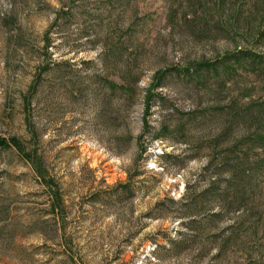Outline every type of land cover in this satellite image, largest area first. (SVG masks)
Listing matches in <instances>:
<instances>
[{"label": "rangeland", "instance_id": "374dc122", "mask_svg": "<svg viewBox=\"0 0 264 264\" xmlns=\"http://www.w3.org/2000/svg\"><path fill=\"white\" fill-rule=\"evenodd\" d=\"M180 1L135 0L125 13L80 0L62 15L67 0H0V139L38 151L65 206L55 232L45 189L0 149V264H264V83L248 69L224 84L200 72L235 48L185 38L169 23ZM117 56L136 60L127 101L102 85H123ZM234 120L241 132L228 131ZM231 161L239 212L203 227L216 211L201 194Z\"/></svg>", "mask_w": 264, "mask_h": 264}, {"label": "trees", "instance_id": "16d2710c", "mask_svg": "<svg viewBox=\"0 0 264 264\" xmlns=\"http://www.w3.org/2000/svg\"><path fill=\"white\" fill-rule=\"evenodd\" d=\"M79 1L67 0L68 5L65 6V4H62L58 13L72 15ZM111 1L113 4L124 8L125 13L128 11V5L135 2V0ZM213 14H222L223 18L215 19ZM170 22H173V27L176 30H181L185 34V38L190 39L197 45L203 46L208 44L211 47L214 46V43L227 41L228 44L235 48L232 53L223 52L222 54H217L213 63L206 62L198 64L196 68L200 72L204 70L207 75H212L215 78L221 77L223 79L221 81L224 84L225 80L234 79L237 76L238 70L244 72V69H248V73L255 77L257 82L264 83V0H181L179 6L176 8V12L171 14L169 18ZM103 57L104 60L108 59L106 53ZM119 59V56L114 58L116 64L114 65L113 71L116 73V77L124 82L123 85H116L106 80L102 82V85L106 87L110 95L119 96L127 101L133 92L132 86L138 79L133 70L136 60H131L129 63L121 65V60ZM165 75V73H155L153 81L154 79L157 80L156 85H159L165 78ZM185 76L188 79L191 78L189 71L183 75V77ZM33 90L34 86L32 85L29 88V93H32ZM217 111H215L211 119H216L224 113L222 112L223 110ZM260 119L263 121L264 117ZM258 120L259 118H254L250 121L253 124L252 128L254 129L252 130L254 132ZM25 123L29 128V122L26 118ZM232 123L231 129H228V131L237 130L241 132L240 127H237L238 120H234ZM30 140L37 141V136L34 138L31 133ZM0 149L15 150L29 165L37 183L47 193L50 200L48 215L52 216L54 226H56L55 232H58V220L60 223L63 222L60 215L65 209L63 196L61 195L58 183L50 176L44 166L41 155L35 148L30 150L25 149L22 141L17 138H11L7 141L0 139ZM214 170L213 175L220 178L223 174H226L229 178L219 185V189L215 190V188L209 186L211 192L207 189L201 194V197L208 201L210 212L216 211L200 221V224H203V227L206 228H210L215 224L216 220L223 219L229 213L239 212L237 207L240 188L239 170L232 167V161L222 163L217 168L215 167ZM128 188L121 189L128 190ZM184 205L185 208L189 207L188 202ZM196 217H198V214H193L188 218L190 219V224H198L197 220L193 219ZM59 238L62 239V236L60 235ZM64 247L66 248V246Z\"/></svg>", "mask_w": 264, "mask_h": 264}]
</instances>
